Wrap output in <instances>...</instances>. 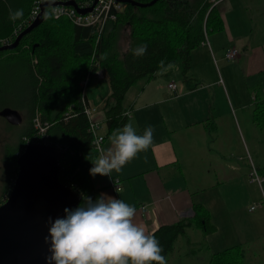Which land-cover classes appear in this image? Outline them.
Returning <instances> with one entry per match:
<instances>
[{
  "label": "crops",
  "instance_id": "crops-1",
  "mask_svg": "<svg viewBox=\"0 0 264 264\" xmlns=\"http://www.w3.org/2000/svg\"><path fill=\"white\" fill-rule=\"evenodd\" d=\"M243 8L246 15L244 9L235 11V7L218 9L224 20L220 31L224 40L213 37L217 57H210L200 44L191 51L187 76L182 74V63L176 61L159 69L149 81L127 89L123 106L134 118L138 133L148 125L154 128L153 144L119 173L111 174L121 182L119 191L109 185L110 177L96 175L90 176L92 189L80 195L83 201L103 193L134 205V222L148 233L191 216L192 203H202L215 229L204 233L194 226L186 228L172 252L195 254L192 246L200 243L206 252L205 264L212 252L236 244L242 247L245 264H264V179L259 185L248 178L251 164L264 178V160H255L245 142L253 134L251 93L264 90V36L252 38L262 31L249 20L255 13L262 16L264 10L253 14ZM243 17L246 24L241 23ZM231 44L238 53L235 59L226 60L224 52ZM208 47L212 49L209 39ZM214 60L226 69L224 77ZM171 80L175 90L167 87ZM84 93L96 107L93 117L104 135L101 148L106 147L112 133L105 132L103 113L110 93L107 73L101 78L91 76ZM127 122L129 116L115 129ZM143 204L146 213L140 209ZM252 204L256 205L249 210Z\"/></svg>",
  "mask_w": 264,
  "mask_h": 264
},
{
  "label": "trees",
  "instance_id": "trees-1",
  "mask_svg": "<svg viewBox=\"0 0 264 264\" xmlns=\"http://www.w3.org/2000/svg\"><path fill=\"white\" fill-rule=\"evenodd\" d=\"M34 1L0 0V45L7 44L1 42L5 38L9 39L8 43L12 42L28 25L24 22ZM10 8L23 9V17L10 21ZM19 25L17 33L13 34ZM209 28L211 31L224 28L222 14L210 0H156L143 7L127 3L100 35L91 26L51 16L25 33L14 48L0 50V58L22 62L17 76L21 81L18 92L23 94V99L18 109L27 115V125L19 132L17 143L7 146L4 152L14 165L13 174L17 172L16 157L23 145L22 137L33 132L32 117L39 114L41 121L49 123L47 134L51 142L66 146L60 156L59 181L80 195L92 189L89 175L92 164L87 158L96 156L97 150L81 101L84 94L80 81L85 74L98 67L106 70L110 93L103 113L105 132L110 134L126 121L123 98L127 89L149 81L159 69L176 61L182 63V74L187 76L191 51L200 46ZM141 44L147 45L146 54L134 57L130 48ZM252 102V121L263 128L264 95L260 90L255 91ZM2 201L4 199L0 203ZM81 202L80 198L78 205ZM190 210L191 216L160 225L151 232L163 246L166 260L175 240L186 228L194 226L204 233L215 229L202 203H192ZM243 256L241 245L236 244L212 252L208 264H245Z\"/></svg>",
  "mask_w": 264,
  "mask_h": 264
},
{
  "label": "clouds",
  "instance_id": "clouds-1",
  "mask_svg": "<svg viewBox=\"0 0 264 264\" xmlns=\"http://www.w3.org/2000/svg\"><path fill=\"white\" fill-rule=\"evenodd\" d=\"M55 0H49L54 5ZM59 10L46 11L51 18ZM23 9H9V20L23 17ZM134 57L146 54L147 45L130 48ZM161 63H163L161 61ZM129 122L114 129L108 145L98 155L87 158L92 167L89 175L108 176L146 152L153 144L154 128L148 125L143 133L137 132L130 113ZM136 207L125 201L100 194L97 198L85 197L74 209H64L63 218L49 219L50 227L45 241L49 243L47 264H167L163 246L153 233L134 222Z\"/></svg>",
  "mask_w": 264,
  "mask_h": 264
},
{
  "label": "water",
  "instance_id": "water-1",
  "mask_svg": "<svg viewBox=\"0 0 264 264\" xmlns=\"http://www.w3.org/2000/svg\"><path fill=\"white\" fill-rule=\"evenodd\" d=\"M95 1L87 7H77V11L90 10ZM121 1L143 7L156 0ZM64 3L76 7L74 0ZM46 6L49 1H42L35 19L11 43L0 45V50L14 48L24 33L45 18ZM0 115L12 124L22 119L21 113L10 107L0 109ZM60 156V151L49 143H27L17 155V172L6 198L0 203V264H47L50 245L45 237L49 219L63 218L64 209L76 208L80 199L76 190L59 181Z\"/></svg>",
  "mask_w": 264,
  "mask_h": 264
},
{
  "label": "rangeland",
  "instance_id": "rangeland-1",
  "mask_svg": "<svg viewBox=\"0 0 264 264\" xmlns=\"http://www.w3.org/2000/svg\"><path fill=\"white\" fill-rule=\"evenodd\" d=\"M59 3L65 4L64 2ZM216 5L217 7H219V10L221 7H235V9H237L235 11H238V9H244L243 7H248L250 11L252 10L253 14L254 12H258L259 10H264V0H219ZM45 10H49L48 6L45 8ZM240 11L241 10H239V12ZM243 13L244 15H246L245 9ZM260 14L255 13L254 18L251 15L252 18H250L249 20L250 24L255 29H257V31H262L257 32V35L252 36L253 39L264 36V14H262V16ZM256 15L260 16L256 18ZM228 16H230L229 13ZM261 17L263 19H261ZM236 20L237 23H240V20L238 18H236ZM241 23H247L245 17L241 19ZM206 34L207 40L209 39L212 49L210 50L208 45L205 46L204 49L209 52L210 57H212L213 55L217 57V54H219V52L216 53L215 51H213V49H215L213 37H220L219 41L223 42V32L217 30L211 31V29L209 28ZM122 41L123 36L120 37V42L122 43ZM205 50L199 51H203V53L205 54L207 53ZM214 62L219 66V71L221 72L222 77H224L226 69L222 68L220 62H217L216 60H214ZM21 63L22 62L20 59L7 60L0 58V109H2L3 107L18 109L20 108V104H22L23 94L21 92H18L21 81L17 76L18 65H20ZM87 74L88 73L85 74L83 79ZM84 92L83 94H85ZM21 115L22 119L18 124L9 123L4 117L0 115V201L6 198V191L12 184V177L16 174H13L14 165H12V163H10L8 159H6V157L4 156V152L7 146L13 147L17 143L19 132L27 124V115L25 113H22ZM250 121L253 123L250 125V127H253L254 130L252 129L253 134L251 136V140L247 139L245 141L247 147L249 148L248 152L252 155V157H254L255 160H264V127L262 128L261 126H258L257 123H254L252 121V117L250 118ZM192 247L195 249V254L192 252L185 254L182 251H177V249L174 250V252L170 254L167 264H205L206 252L202 248V245L199 243L193 245Z\"/></svg>",
  "mask_w": 264,
  "mask_h": 264
},
{
  "label": "built area",
  "instance_id": "built-area-1",
  "mask_svg": "<svg viewBox=\"0 0 264 264\" xmlns=\"http://www.w3.org/2000/svg\"><path fill=\"white\" fill-rule=\"evenodd\" d=\"M44 0H35L33 3V6L29 12V15L27 16L26 21L24 22V25H27L33 21V19L36 17L38 12L40 11V3ZM49 1V0H48ZM56 2H64L67 0H55ZM218 0H214L213 4H215ZM92 0H77V7L83 8L88 5ZM125 2H122L120 0H96L93 6L91 7L90 10L80 13L77 11V7H73L71 5H66V4H54L48 6L49 12L52 11V8L55 7L59 11L55 12L52 14L53 18H61L65 17L69 19L72 23L80 26H91L93 29L97 30L100 32L106 23L109 21H114L117 17V14L120 13L124 7H125ZM21 25H19L16 29H14L13 34H16L18 31V28ZM2 43L9 42L8 38L2 39ZM201 45H208V40H207V34L204 32V38L200 42ZM238 53V49L234 45H229L225 52H224V58L226 60H233L236 58ZM98 65V64H96ZM106 73V70L104 68L98 67L96 70L93 72H90L86 75L84 79L81 80L80 85L82 92H84L87 83L89 81V78L91 76L101 78L103 77V73ZM167 87L171 90H175L176 88V83L174 80H171L167 83ZM261 93L264 95V90H261ZM255 98V92L251 93V99L253 100ZM81 101L84 104V112L85 115L88 119V129L89 131L93 134V142L95 145V149L97 152L100 151L102 141H103V136L101 133H99L100 129V122L97 121L93 116L96 111V107L91 105L87 98H85L83 95H81ZM125 113H130L129 110H124L123 115L125 117H128L125 115ZM32 125H33V132L30 135H24L22 137L23 145L17 152V155L23 150L25 145L27 143H49L54 145L60 153H62L65 149L66 146L59 143L55 142L52 143L48 134H47V129L49 126V123L46 121H41L39 114H35L32 117ZM248 178L250 181H254L261 185V182L263 181V176L259 173L257 167L254 164H251L248 170ZM14 177H12V182H13ZM109 185L114 189V191H119L122 188L121 182L117 177H111L109 180ZM71 187V186H70ZM256 205V204H255ZM254 204L249 206V210L253 209ZM140 209L146 213L147 208L146 205H141Z\"/></svg>",
  "mask_w": 264,
  "mask_h": 264
},
{
  "label": "bare ground",
  "instance_id": "bare-ground-1",
  "mask_svg": "<svg viewBox=\"0 0 264 264\" xmlns=\"http://www.w3.org/2000/svg\"><path fill=\"white\" fill-rule=\"evenodd\" d=\"M44 1H46V0H44ZM67 1H68V0H67ZM74 1H75V3H76V6H77V0H74ZM92 1H93V0H92ZM210 1H211L212 4H213L214 0H210ZM218 1H219V0H218ZM218 1H217V2H218ZM64 2H65V1H64ZM123 2H124V1H123ZM217 2H216V3H217ZM94 3H95V2H94ZM216 3H215V4H216ZM90 4H91V3H90ZM126 4H127V2H126ZM213 5H214V4H213ZM71 6H72V5H71ZM88 6H89V5H88ZM92 6H93V5H92ZM46 7H47V6H46ZM73 7H74V6H73ZM39 12H40V11H39ZM39 12H38V13H39ZM45 12H46V10H45ZM34 19H35V18H34ZM34 19H33V20H34ZM29 24H30V23H29ZM106 24H107V23H106ZM105 26H106V25H105ZM105 26H104V28H105ZM104 28H103L100 32H98V31L95 30V29H94V30L96 31V33H97L98 35H100V34L103 32ZM24 29H25V28H24ZM20 32H21V31H20ZM20 32H19V33H20ZM26 33H27V32H26ZM24 34H25V33H24ZM24 34H23V35H24ZM23 35H22V36H23ZM6 43L8 44V42H6ZM10 43H11V42H10ZM80 197H81V196H80ZM143 205H144V204H143Z\"/></svg>",
  "mask_w": 264,
  "mask_h": 264
}]
</instances>
